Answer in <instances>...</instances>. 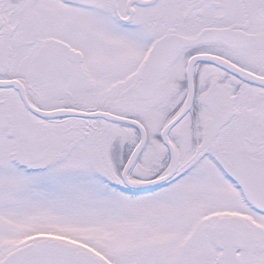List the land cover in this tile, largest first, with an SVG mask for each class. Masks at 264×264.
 I'll use <instances>...</instances> for the list:
<instances>
[{"label": "snow or ice", "instance_id": "obj_1", "mask_svg": "<svg viewBox=\"0 0 264 264\" xmlns=\"http://www.w3.org/2000/svg\"><path fill=\"white\" fill-rule=\"evenodd\" d=\"M0 264H264V0H0Z\"/></svg>", "mask_w": 264, "mask_h": 264}]
</instances>
